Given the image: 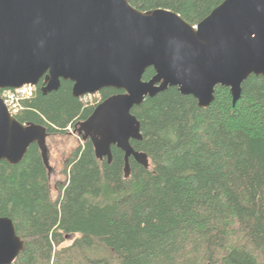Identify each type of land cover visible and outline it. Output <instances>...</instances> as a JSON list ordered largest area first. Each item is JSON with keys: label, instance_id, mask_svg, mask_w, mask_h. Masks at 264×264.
I'll return each mask as SVG.
<instances>
[{"label": "trees", "instance_id": "obj_1", "mask_svg": "<svg viewBox=\"0 0 264 264\" xmlns=\"http://www.w3.org/2000/svg\"><path fill=\"white\" fill-rule=\"evenodd\" d=\"M224 0H129L136 10H167L196 26ZM154 76L153 69L142 80ZM61 81L40 87L15 119L48 135L75 131L97 105H87ZM131 113L146 155L98 159L89 139L66 160V180L53 200L48 169L36 144L17 165L0 162V217L12 221L24 249L13 264H264V77L242 84L232 104L217 87L206 109L177 88L146 98ZM71 238L72 243L64 246Z\"/></svg>", "mask_w": 264, "mask_h": 264}, {"label": "water", "instance_id": "obj_2", "mask_svg": "<svg viewBox=\"0 0 264 264\" xmlns=\"http://www.w3.org/2000/svg\"><path fill=\"white\" fill-rule=\"evenodd\" d=\"M154 76L143 81L146 70ZM264 77V0H224L196 26L162 9L141 12L129 0H0V91L25 85L43 95L61 81L76 99L112 89L118 93L95 107L77 135L92 143L98 159L111 147L148 169L131 113L146 98L168 88L191 96L201 109L217 87L229 89L232 104L250 77ZM45 127L21 124L0 98V162L19 164L36 144L47 161ZM24 249L8 218L0 217V264H13Z\"/></svg>", "mask_w": 264, "mask_h": 264}, {"label": "rangeland", "instance_id": "obj_3", "mask_svg": "<svg viewBox=\"0 0 264 264\" xmlns=\"http://www.w3.org/2000/svg\"><path fill=\"white\" fill-rule=\"evenodd\" d=\"M100 95L87 96L83 103L87 105H95L100 102ZM82 145V139L78 137L77 133L72 128L68 127L66 134L50 135L46 139L47 148V161L49 166V184L51 188V196L54 200L57 196V186L64 183L66 176L64 174V166L66 160L70 157L71 153ZM72 243V239L68 238L64 246Z\"/></svg>", "mask_w": 264, "mask_h": 264}, {"label": "built area", "instance_id": "obj_4", "mask_svg": "<svg viewBox=\"0 0 264 264\" xmlns=\"http://www.w3.org/2000/svg\"><path fill=\"white\" fill-rule=\"evenodd\" d=\"M35 91V86L25 85L18 89H5L0 91V98L8 113L12 117H15L21 111L22 102L32 97ZM86 98L87 96L81 98L80 100L84 101Z\"/></svg>", "mask_w": 264, "mask_h": 264}, {"label": "flooded vegetation", "instance_id": "obj_5", "mask_svg": "<svg viewBox=\"0 0 264 264\" xmlns=\"http://www.w3.org/2000/svg\"><path fill=\"white\" fill-rule=\"evenodd\" d=\"M42 83L39 85V87H41ZM101 93V92H100ZM99 93V94H100ZM81 124V123H80ZM80 124H78V126L75 128V132L77 133L78 130H80ZM49 137V135L47 136V138Z\"/></svg>", "mask_w": 264, "mask_h": 264}]
</instances>
